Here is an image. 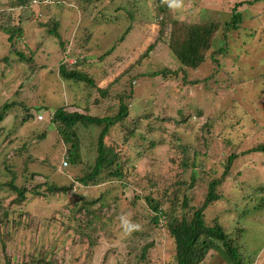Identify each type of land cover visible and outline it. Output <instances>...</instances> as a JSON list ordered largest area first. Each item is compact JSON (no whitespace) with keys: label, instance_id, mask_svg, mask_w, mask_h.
Here are the masks:
<instances>
[{"label":"rangeland","instance_id":"obj_1","mask_svg":"<svg viewBox=\"0 0 264 264\" xmlns=\"http://www.w3.org/2000/svg\"><path fill=\"white\" fill-rule=\"evenodd\" d=\"M73 2L71 4L74 5V10L69 12V20L62 21L61 38L58 39L50 33L49 26L43 24L49 16L42 10V7L28 8L21 14L18 10L11 11L9 6L0 5V72L5 70V75H7L4 82H0V105L7 99L16 97L34 106L36 114L35 118L22 128L19 124L14 125L16 109L4 122L0 123V131L3 126L6 128L5 134L0 137V158L6 154L13 156L15 149L20 147L22 139H28L32 135L39 138L45 130L49 131L51 137H49V142H51L56 129L51 127L50 114L64 105V102L76 105L75 108V105H68L70 111L81 109L80 111L84 112L85 108L88 109L91 105L94 114H102L105 109L114 108V101L118 98L112 90L122 91L128 88L129 81L122 82V85L118 86H109V84L126 71L131 63L143 62V66L135 69L136 73H143L154 67L161 68L172 63L170 62L171 56L166 52L167 45L163 42L148 55H143L149 44L154 41L155 34L159 33L157 23L162 14L158 12L157 2H155L146 5L143 9L148 10L147 19L150 23L147 26L135 25L132 49L124 53L119 52L116 59L108 57L102 61L92 58L88 61L93 66H85V70L95 77L94 88L86 89L87 84H83V92L81 85L71 86L70 82L63 80L60 75L61 60L65 56L60 42L79 38L78 34L83 35L79 31V26L86 23L91 24L93 21L86 20L83 16H99L101 19L104 14L101 10L104 0H93L90 6L86 7H83V3L80 4L83 0ZM112 3V0L109 1V6ZM237 3H241L238 11L242 12L244 18L241 22L243 30L245 32L251 30L253 28L251 25L255 21L259 24L258 30L261 32L254 36L248 34L255 40L250 44L249 38L245 33L241 34L239 29L236 32L231 30L227 34L232 50L229 54L234 60L224 61L227 67L229 64L233 65L230 66L233 73L232 79L223 78L222 80L228 85V90L223 89L224 92L220 95L218 88L209 89L206 83L193 86L188 79H183V81L175 79V81L172 79L173 76L162 78V76L139 75L136 93L139 100L141 99L139 101L141 104L137 108L143 105L146 99L151 98L150 102L146 103V108L150 109L147 112L156 121L164 124L161 130L159 125L156 126L152 137L155 143L153 145L150 143L151 150L148 147L145 150L136 146L133 143L135 138L129 141L126 138L125 141L124 137L113 130L110 133L111 138L106 140L107 145L120 151L121 155L126 157L124 159H129L130 162L122 166L121 177L109 175V170L104 172L101 180L106 184L92 185L91 187L94 188L89 192L83 191L80 178L86 171H90V168L81 170L73 166L65 170L59 167L55 174L59 175L60 180L55 183L73 185L66 191L64 188L55 191L53 200L63 204L59 205L58 210L53 213L54 216L50 223L40 220L39 214L42 212L35 214L36 209H34L32 213L35 217L28 220L31 226L27 230L12 232V234L5 229L4 232L1 230L0 264H31L32 262L34 264H67L72 259L73 264H147L148 262L150 264H177L175 240L169 235L165 226L160 229L151 222L153 214L149 212L150 204L146 197L151 194L154 198L159 197V200L167 202L166 213L172 211V206L168 201L183 195L186 191L194 196L196 203L202 201L208 191L205 187L197 190L190 188L188 180L191 179L193 171L186 166V163L203 162L207 170L212 172H210L211 178L218 179L222 176L227 158L231 154H236L237 158L231 166L230 175L217 189L218 193L225 196V200H221L218 205H212L207 210L208 221L209 224H214L215 219L223 220L224 226L230 227V231L235 225L243 228L244 223L242 222L249 227L246 221H250L249 230L239 238L240 242L244 243L243 253L250 264H264V219L260 221L261 211L255 210L253 206L251 216L259 214L258 219L246 220L244 218L242 222L239 221L235 211L236 206L246 211L245 207H238V205L247 203L249 201L247 198L250 195L255 196L258 187L264 186V153H247L264 142V86L261 85V83L264 85V1L243 5L244 0H193V4L191 2L186 7L185 15L191 9L194 10V14L190 17L191 20L223 18L227 21L231 19L233 8ZM184 4L187 5V1L182 0L183 8ZM161 5L165 4L161 3ZM109 6L107 5L106 9ZM174 8L178 11L177 7ZM82 9H88L85 15ZM247 13L257 14V16L249 22L247 21L249 19L245 17ZM178 17L181 18L182 15L179 14ZM166 18L173 25L172 20L174 19L170 16ZM21 21L24 33L20 38L15 39L16 45H14L8 40L10 34L3 32L1 26L3 24L18 25ZM73 23L74 25L77 23V27ZM105 24L107 23H103L102 28L98 30L110 34ZM115 33L114 31L112 35ZM91 42L94 43V41ZM222 42L223 40L218 43V47L223 44ZM102 43H107L106 37ZM17 50H22L26 54L36 53L34 56L39 60L40 68L38 67L39 69L31 74L32 68L28 63H22L19 56L13 53ZM78 53H82L79 46L74 50L73 57L77 58ZM88 53L100 55L101 51L91 49ZM5 57L13 59L11 67L1 62V59ZM209 66L208 63L202 67L199 74H191L192 79L207 76L212 71ZM246 69H255V72L251 71L252 77H248L245 73ZM99 88H102L100 89L102 91L109 88L111 92L105 97L101 96L99 103L89 101L88 96L93 97V91ZM100 90H98L99 93ZM177 92L179 94H175ZM176 95L179 97L176 98ZM100 103H102L101 106L97 105ZM154 105L155 107L151 109ZM39 107L41 110H38ZM179 108L185 114L178 112ZM136 112L138 114L143 111L137 110ZM40 114L44 115L43 120L38 119ZM221 120L223 126L216 125V122ZM205 121H210L209 128H202ZM6 131H11V135H6ZM94 135L96 139L99 133L94 132ZM88 138L89 135L86 134L85 139ZM137 142L140 143L141 140ZM185 144L190 146L191 150H197L198 155L194 156L192 152H187L185 156L183 152ZM60 150L64 151L65 148L62 146ZM61 156L64 159L66 154ZM20 161L21 159H18L17 163ZM17 169L21 171L18 166ZM135 171L141 173L136 182L132 179V172ZM5 173L7 176V171L5 172L0 167V180ZM50 180H52L51 177ZM153 180L155 187L151 185ZM167 191L168 196L165 195ZM1 198L3 197L0 194ZM57 198L62 201L56 200ZM84 198L87 199V206L95 211V215L87 216L85 211L77 212L78 204L77 206L75 204ZM95 198L99 199L96 203ZM8 204L9 200L5 202L6 206ZM72 204L76 207L77 217L81 218L83 223L86 220H97L95 225L99 224L100 227L95 226L93 233H90L92 234L91 239L89 237L81 239L73 231L72 228L75 225L72 224L71 218L67 217L75 213V210H72ZM262 206L264 208V203ZM1 212L0 209V214ZM123 221H128L130 225L139 224L137 228H128ZM148 243L154 245L147 254V262L144 263L140 257L144 246ZM88 244H90L89 248H87ZM85 248L88 250L86 251ZM81 250L84 251L83 254ZM213 253L214 251H211L202 264H209L210 261L216 262ZM76 254L81 255V258L77 260ZM42 258H45V262Z\"/></svg>","mask_w":264,"mask_h":264},{"label":"trees","instance_id":"obj_2","mask_svg":"<svg viewBox=\"0 0 264 264\" xmlns=\"http://www.w3.org/2000/svg\"><path fill=\"white\" fill-rule=\"evenodd\" d=\"M73 1L74 0H0V5L9 6L11 11L18 10L21 14L25 9L42 7V10L49 16L43 24L49 26L50 33L55 35L58 39L61 38L60 29L63 24L62 21H64V19L69 20V12L74 10V5L71 4L74 3ZM92 1L93 0H83L80 4L83 3V7H86L90 6V2ZM109 1L111 0H104L102 5L103 8H101L104 14L101 19H99V16H83L86 20H93L91 24L86 23L79 26V31L83 35L78 34L77 36H79V38L74 40L67 39V41L60 42V47H62L65 52V56L60 64V75L63 80L68 83L70 82L71 86L81 85V90L83 92V84H87V86H85L86 89L91 90L94 88L95 77L85 70V66H93V64H90L88 61L92 58H98L102 61H105L108 57H115L116 59L122 47H125L127 51L132 49L134 45L132 40L135 35L133 34L135 25L147 26L150 23L147 19L148 10L143 9L146 5L155 2H157L158 12L162 14L161 18L158 20L159 23H157L159 33L157 35L155 34L154 41L149 44L143 55H148L149 52L157 48L158 45L163 42L167 45L166 52L171 56L172 60L170 62L172 63H168L161 68L154 67V69L143 73L135 72L137 67L144 65L142 61L131 63V66L126 71L122 72L120 76L116 77L114 81L109 84V86H118L122 85V82L129 81V87H126L127 89L125 88L122 91L118 89L112 90L116 93L118 98V100L114 101V108H107L102 114H94L92 113L91 105L88 109L84 107L86 110L84 112H81V109L70 111L68 105L72 106L75 104L64 102V105L55 109V112L51 115V127L52 129H56L51 142H49L51 138L49 131L45 130L39 138L32 135L28 139H22L20 147L15 149L13 156L6 154L0 158V167L8 173L7 176L6 173L3 175L5 180H3V178L0 180V194L3 197L0 199V209L2 210L0 214V231L5 229L8 233L12 234V232L27 230V228L31 226L28 220L31 218L34 219L35 217L32 213L34 209H36L34 212L35 214L37 212H42L39 214L40 220L50 223L52 216H54L53 213L58 210L59 205L63 204L54 201L53 197L55 191H60L63 187H66V185L61 186L55 183V181L60 180L58 178L59 175L55 174V172L62 166L64 160L68 161L69 166L67 169L73 166L81 170L90 168V171H86L80 178L81 182L89 187L103 182L101 178L107 170H109V175L114 169L117 173L122 171V166L124 164H129L130 160L124 159L126 157L123 156V154L121 155L120 151L107 145L106 140L107 138H111L110 133L113 130L124 137L125 141L126 138L127 141L135 138V142L133 143H135L136 146L145 150L148 147V149L151 150L150 143L152 145L155 143L152 137L156 131V126L159 125L161 130L164 124L156 121L152 115L147 112L150 109L146 108V103L150 102L151 98H149V100L146 99L145 103L137 108V106L141 104L139 102L141 99L139 100L136 93V84L139 82V75L146 77L162 76V78L173 76V80L178 79L180 81L188 79V81H191L189 83L193 86L206 83L209 89L213 90L212 87L218 88L220 95H222L224 92L223 89L228 90V85L222 82L223 78L232 79L233 77L232 69L230 68V66L233 65L229 64V67H227L224 63L227 59L233 60L229 54L232 50L228 42L229 35L227 34L231 30L236 32L239 29L241 34L245 33L246 36L251 39L250 43H252L255 40L248 34L254 36L261 32L258 30L259 24L255 21L251 25V27H253L251 30L248 32L243 30L241 22L244 18L242 12L238 11V7L241 3H237L233 8L231 19L224 21L223 18H214L211 20L198 18L191 20L190 17L194 14V10L190 9L186 15L185 12L187 11L186 7H188V4H191V2L193 4V0H184L185 2L187 1V5L184 4L183 8V5L180 4V6L177 7L178 11H175L174 7H169L167 0H112L113 3L111 6L108 4ZM263 1L264 0H244L243 5H252ZM161 3L165 5H161ZM107 5L109 6L108 9H106ZM82 10L83 15H85L88 9ZM34 13L35 12H33V14ZM179 14L182 15L181 18L178 17ZM166 16H170L174 19L172 20L173 25ZM256 16L257 14L253 15L249 13L245 15V17L249 19L247 20L249 22ZM103 23H107L105 27L109 29L110 34L103 30H98V28H102ZM22 24L23 22L21 21L18 25L3 24L1 26L3 32L10 34L8 40L14 45H16L15 39L20 38L24 33ZM76 24L74 26L77 27ZM95 24L97 27L94 26ZM114 31L116 33L112 35ZM167 36L168 39H166ZM105 37L107 43H102ZM221 40H223V44L218 47L217 42ZM91 41H94V43ZM78 42L83 45H79ZM77 46L81 49L82 55L79 53L76 58L77 62L71 64L65 57H73L74 50ZM91 49H96L98 52L101 51V54L90 55L88 50ZM13 53L19 56L22 63H28L29 67L32 68L31 74L40 68V62L34 56L36 53L26 54L22 50H17ZM1 62H5L6 65L11 67L13 59H11V57H5L1 59ZM208 63L212 71L209 73L207 71V76L203 78L193 80L191 74H199L200 69ZM251 71L255 72V69H246L245 73L248 74V77H252ZM30 75H28V77H30ZM255 76H257V74ZM6 77L5 70L1 71L0 82H4ZM261 85L262 87L264 86L263 83H261ZM100 89L102 88L94 90L93 97L88 96V100L93 103H99L102 98L101 96L105 97L111 92L109 88L104 89V91ZM98 90H100V93ZM178 92H180L179 89ZM178 92L175 94H179ZM17 94H19V91H17ZM178 97L179 95H176V98ZM83 102L85 104L84 99ZM97 105L101 106L102 103ZM75 107L76 105L74 108ZM154 107L155 105L152 106L151 109ZM14 109L17 110L14 117V125L17 126V124H19L20 128H22V126L25 127V125L30 123L36 116L34 106H30L24 100L14 97L7 99L0 105V123L4 122L9 115L13 114L12 111ZM38 110H41V108L39 107ZM137 110L143 112L137 114ZM178 112L185 114L184 111H180V108ZM131 123L133 124L131 125ZM216 125L223 126V121H217ZM210 126V121H205L202 128H209ZM1 129L0 137L5 134L4 131L6 128L3 126ZM94 132L99 133L96 139ZM86 134L89 135L88 139H85ZM6 135L10 136L11 131H6ZM138 140H141V142L138 143ZM47 144L52 145L46 146ZM62 146L65 148L64 151L60 150ZM183 152H185V156L187 152H192L191 154L194 156L198 155L197 150H191L190 146L186 144L183 145ZM250 152L264 153V142L254 147ZM63 154H66L64 159L61 156ZM236 158V154L228 156L225 170L218 179L215 177L211 178V171L207 170V166H205L203 162L199 164L195 161L191 164L186 163V166L193 171L191 179L188 180L190 188H196L195 190H197L205 187L208 191L206 197L198 203L195 202L194 196L186 191L183 195H179L175 199L168 201L172 206V211L166 213L165 209L167 202L159 200V197L156 199L151 194L146 197V200L150 204L149 212L153 214H150L151 217H153L151 222L160 229L165 226L169 235L175 240L177 264H202L211 251H214L213 254L217 261H210L209 264H250L247 262L243 253L244 243H241L239 240L241 236L243 237L244 232L249 230L250 221H246L249 226L247 227L245 222H242V219H258L259 214L257 216H251V208L254 206L255 210L261 211L260 221H263L264 208H262V205L264 203V186L258 187L257 193L254 194L255 196L250 195V197L247 198L249 199L247 203L238 205V207H245L246 211H242L236 206L235 211L237 212L236 214L237 217H239V221L244 223L243 228L235 225L230 231V227L227 228L224 226L223 220L220 221L219 219H215L214 224H209L207 216V210L212 205H218L220 201L224 199L225 196L222 193H218L217 189L230 175L231 166ZM18 159H21L19 163H17ZM17 166L21 171L17 169ZM140 175L141 173L137 171L132 172V179L134 182L140 178ZM50 177L52 180H50ZM39 178L43 179L40 180ZM183 184H185V182ZM151 185L155 187L154 180ZM168 194L169 192L167 191L165 195L168 196ZM7 200H9L8 206L5 205ZM56 200L60 199L57 198ZM178 200L181 201L176 203ZM86 201L87 199L85 198L80 199L78 203L75 204V206L78 204V211L72 204V210H75V213L73 212L72 215H67L68 218H71L72 224L75 225L72 228L73 231H75L81 239H87L88 237L91 239L92 234L90 235V233H93L95 226L100 227L99 224L95 225L97 220H86L83 223L82 219L77 217L76 211L79 213L85 211V215L87 216L96 214L92 207L87 206L88 203ZM94 201L96 203L99 199L95 198ZM138 224L139 223H135L134 225ZM240 229L244 230L241 231ZM153 245V243H148L144 246V251L140 257L144 263L147 262V254ZM84 246H87V244H84ZM89 246L90 244H88L87 248H89ZM87 248H85L86 251L88 250ZM83 250H81V254H83ZM75 256H77V254ZM38 257L39 256H37V258ZM80 258L81 255L76 257L77 260ZM42 261L45 262V258H42ZM72 261L73 259L67 264H73ZM31 264L34 263L32 262ZM147 264H150V262Z\"/></svg>","mask_w":264,"mask_h":264},{"label":"clouds","instance_id":"obj_3","mask_svg":"<svg viewBox=\"0 0 264 264\" xmlns=\"http://www.w3.org/2000/svg\"><path fill=\"white\" fill-rule=\"evenodd\" d=\"M167 2H168V4H169V7H179L180 6V4H181V2H182V0H167ZM233 14V13H232ZM95 27H97L96 26V24L94 25ZM249 38V37H248ZM250 41H251V39L249 38V43H250ZM220 41H218L217 42V44L219 43ZM231 44V43H230ZM122 47V46H121ZM124 52H127V50H126V48L125 47H122V49H121V53H124ZM78 55H79V53H78ZM74 58H76V57H65V59L66 60H68L69 61V63H71V64H74V63H76L77 62V59H75L74 61H71V59H74ZM55 112V110L54 111H52V113L50 114V116L53 114ZM38 119L39 120H43L44 119V115L43 114H40L39 116H38ZM253 149V148H252ZM252 149H250V150H252ZM247 153H248V151H247ZM246 153V154H247ZM249 153H251L250 151H249ZM252 153H259V152H252ZM69 165H68V161L67 160H64V162H63V164H62V166L60 167L61 169H67V167H68ZM111 176H118V177H121L122 176V171H120V172H115V170L114 171H112L111 172V174H110ZM101 185H103V184H106V183H104V182H101L100 183ZM80 185L84 188L83 189V191H85V192H89V191H91V189L92 188H94V187H91L90 186V188H89V186H87V185H85L84 183H82L81 182V179H80ZM61 186H63V185H61ZM73 185H69V186H66L65 188H70V187H72ZM64 188V187H63ZM64 188V190H68V189H65ZM89 188V189H88ZM124 222V224L126 225V227H128V228H137L138 227V225H130L129 224V222L128 221H123Z\"/></svg>","mask_w":264,"mask_h":264}]
</instances>
